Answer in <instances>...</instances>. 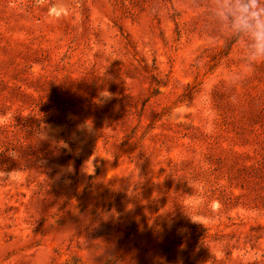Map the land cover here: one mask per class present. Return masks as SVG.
<instances>
[{"label":"rangeland","instance_id":"374dc122","mask_svg":"<svg viewBox=\"0 0 264 264\" xmlns=\"http://www.w3.org/2000/svg\"><path fill=\"white\" fill-rule=\"evenodd\" d=\"M0 264H264V0H0Z\"/></svg>","mask_w":264,"mask_h":264}]
</instances>
